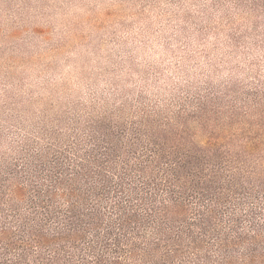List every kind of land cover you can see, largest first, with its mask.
Listing matches in <instances>:
<instances>
[{
    "label": "trees",
    "instance_id": "obj_1",
    "mask_svg": "<svg viewBox=\"0 0 264 264\" xmlns=\"http://www.w3.org/2000/svg\"><path fill=\"white\" fill-rule=\"evenodd\" d=\"M249 97L0 145V264H264Z\"/></svg>",
    "mask_w": 264,
    "mask_h": 264
},
{
    "label": "clouds",
    "instance_id": "obj_2",
    "mask_svg": "<svg viewBox=\"0 0 264 264\" xmlns=\"http://www.w3.org/2000/svg\"><path fill=\"white\" fill-rule=\"evenodd\" d=\"M17 7L25 30L4 41L9 51L0 61L6 132L18 130L22 113L120 120L264 93V15L240 0H26Z\"/></svg>",
    "mask_w": 264,
    "mask_h": 264
},
{
    "label": "rangeland",
    "instance_id": "obj_3",
    "mask_svg": "<svg viewBox=\"0 0 264 264\" xmlns=\"http://www.w3.org/2000/svg\"><path fill=\"white\" fill-rule=\"evenodd\" d=\"M25 2L26 0H0V61L3 60L9 51L2 47L4 41L15 39L25 30L24 11L22 8L17 7ZM240 4L250 9L257 17L264 15V0H240ZM5 5L8 7L5 8ZM66 71H70V69ZM235 94L238 95L241 101L244 99V96L247 97L250 106L254 109L253 101L249 97V94L252 93L237 92ZM225 103L227 104V101ZM128 119L124 118L114 121L121 124ZM93 120L92 118H83L67 111L44 113L39 119L35 118V113L31 117L22 113L17 117V123L15 124V127L18 129L17 131L6 132L4 127L0 125V145L6 151L10 143L16 142L26 136L43 139L44 137H54L58 134L67 135L74 128L79 129L87 126Z\"/></svg>",
    "mask_w": 264,
    "mask_h": 264
}]
</instances>
